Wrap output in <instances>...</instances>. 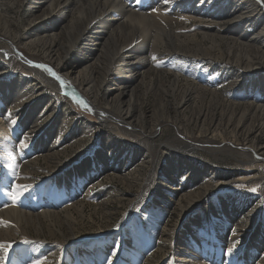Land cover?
I'll return each mask as SVG.
<instances>
[{"label": "rangeland", "instance_id": "rangeland-1", "mask_svg": "<svg viewBox=\"0 0 264 264\" xmlns=\"http://www.w3.org/2000/svg\"><path fill=\"white\" fill-rule=\"evenodd\" d=\"M50 1L0 0V13L4 14L8 7L7 15L0 18V25L5 27L7 24L19 44L12 49L0 31V91H4L1 86L6 84H11L10 90H15L16 83L17 90H24L18 105L10 106L0 101V110L6 116L4 121L14 126L10 133L16 135V139L18 136L23 138L24 132L31 129L23 123L24 117L18 118L20 112L26 111L36 117L30 132L37 138V144H32L33 150L30 146L21 149L23 154H29L24 156L31 177L25 185L30 189L21 196L26 202H18L27 207L28 196L40 195L39 205L59 196L44 209L58 212L55 219L49 221L40 215L7 232L14 245L9 256L23 257L32 253V261L27 258L25 264L36 261L43 264H108L111 259H118L116 264H143L144 259H147L146 264H183L180 260L191 259V255L184 256L191 251L185 253L180 249L184 248L182 244L192 230L196 239L190 247L194 250L192 255L197 253L196 261L200 259L197 250L205 246L217 251L215 257L218 258H207L217 264H264V248L253 250L258 256L250 263L240 255L244 247L257 244L261 235L259 241L264 247V155L256 156L257 159L253 156L264 145V119L259 116L264 107V10L260 15L252 11L253 4L259 10L264 9V5L258 0L168 1L167 13L172 20L166 23L167 29L164 26L155 29L160 31L162 28L171 36L161 34V43H151L152 56L156 60L151 56L146 65L140 66L143 60L132 59L128 67L133 71L129 73L114 52L117 35L114 30L119 25L115 18L111 28L101 30L100 38L94 43L91 44L93 37L89 34L97 32L98 28L93 31L89 27L84 34L87 41L82 43V65L68 59L67 55L65 57L62 48L70 41L67 29L78 23L77 8L81 4L72 0L63 8L64 0H52V5ZM126 1L128 4L133 2L134 6L137 4V0ZM196 2L198 6L193 7ZM234 2L239 9H248L250 13L235 20L216 13L219 9L230 13ZM183 3L191 8V12L201 6L203 12L210 8L211 15L200 14L198 19L180 21L174 15ZM153 6L155 3L151 7L138 8L149 12ZM52 8H61L60 20L50 24L51 32H45L43 26L50 25L39 26V19ZM31 21L37 25L28 28ZM260 30L263 31L259 34ZM242 44L257 49L263 56L250 53L246 56L247 51L240 48ZM41 47L43 52H50L46 56L60 59L59 70L45 56L37 55ZM19 52L26 62L30 60L33 65L51 67L59 75L68 68L74 69L79 77L69 81L64 92L83 101V96H87L88 101L84 102L88 107L78 105L64 92L60 94L44 83L34 81L29 71L19 64ZM117 68L122 75L115 77L113 73ZM128 75H135L133 82L123 81L122 78ZM123 86H128L125 95L113 100ZM85 90H89V94ZM109 104L120 106L129 114L128 119H112L117 110H111ZM200 111L209 116L196 117ZM107 113L110 118H105ZM220 113H225V120L230 119L231 113L237 119L244 117V123L239 127V132L244 130V134L226 133L225 141L220 143L216 133L222 135L224 127L212 128L217 119L214 117L213 120L212 115ZM113 120L117 124H113ZM112 124L130 132L131 136L118 134ZM12 144H16L15 139ZM113 144L115 155L111 154L112 150L107 151ZM39 145L40 149H37ZM51 145L53 148L48 151ZM223 146L228 147L226 151L230 153L220 152ZM3 148L0 141V151ZM247 156L253 157L254 162L244 161ZM2 161L0 197L7 198L5 205L10 207L8 192H16L11 185L20 173L15 170L18 176L12 174L11 181H7ZM106 161L107 168L99 165ZM122 162H125L124 169L118 167ZM74 172H78L79 177L78 181L71 180L75 191L80 189V183L85 185L83 174L96 173L94 181L87 183H90L87 185L90 192L86 198L81 193L77 196L70 190L71 186L54 180L61 173ZM247 177L248 181L239 183V178ZM179 183L182 184L175 191ZM145 188L149 191L143 202H136ZM68 191L69 195L72 191V198L68 197ZM64 208H68L67 212ZM36 209L38 212L41 208L36 205ZM226 210L242 230L237 235H230L236 245L230 255L227 249L232 246L223 247V236H219L224 230L232 233L234 229L220 217ZM219 220H222L221 224ZM249 228L251 231L244 234L243 230ZM71 237L73 240L67 241ZM115 246L122 249L117 257L112 255ZM76 256L80 257V262ZM125 257L130 258L129 261Z\"/></svg>", "mask_w": 264, "mask_h": 264}, {"label": "bare ground", "instance_id": "bare-ground-1", "mask_svg": "<svg viewBox=\"0 0 264 264\" xmlns=\"http://www.w3.org/2000/svg\"><path fill=\"white\" fill-rule=\"evenodd\" d=\"M47 1L49 2L50 0H46V2ZM77 1H79V4H81V7L77 8V10H78V23L72 24L71 27H68L67 30H69L68 35L70 38L69 45L67 43L68 46H66L62 49L64 50L65 57L67 55L68 59H71L74 62L79 63V65H82V63L84 61V59L82 58V55H81V53H82L81 49H82V45H83L82 43L87 41L84 39L83 36H84V34L87 33L89 27H92L91 29H93V31L98 28L97 32H95V33L91 32L89 34L91 37H93L91 39V44H92L95 41H97V39L100 38V31L101 30L105 31V30L111 28L112 20L114 18L117 20V23H119V25H117V28L114 30L115 33L117 34V35H115V39H114L115 40L114 52H115V55L118 56V61L124 62V65L127 66L126 72H129V73H132V71H133L131 68L128 67L131 64L132 59H141V60H143V64H141L140 66L146 65L147 60L150 61L151 56L153 55L152 54V48L150 47L152 45L151 43H153V42L154 43H158V42L161 43L162 37H163V36H161V34L166 36V37L171 36L167 32L165 33L163 31L164 29H162V28H160V31H157V30H159L158 26H162V27L164 26V28L167 29L166 23L170 22V20H172L169 13H167L169 11V4H164L163 0H160V2H156V0H137V2H136L137 4L135 6H134L133 2L128 4L126 0H77ZM168 1H170L172 3L175 0H168ZM71 2H72V0H64V2L62 3V7L63 8L67 7L68 5L71 4ZM50 3H51L50 5H52V0L50 1ZM154 3H155V6H153V7L158 9L157 12H153L152 10H150L149 12H145L142 8H138L139 6L147 7V6L154 4ZM196 3L197 4L194 5L193 7L198 6V2H196ZM260 4L264 5L263 3H260ZM12 6H13V4H12ZM187 6L188 5L186 3L181 4V6L179 5V9H182V10L177 9L178 10L177 15H174L180 21H182V20L187 21V20H190L191 18L193 20L195 18L198 19L197 17H199L200 14H210L211 15V13H210L211 10H209L210 8H208V10L205 9L203 12V10L200 11L202 8V6H201L200 8H194V10H196V11L193 10L191 12V8H189ZM259 6H261V5H259ZM252 7H253L252 11L258 12L259 15L263 13L264 9L259 10V8L255 4H253ZM50 8L51 7H49V9ZM230 8H231V10L229 11L230 13H225L224 10H222V9H219L218 11H216V13L220 12L224 18L230 17L232 20L240 19L241 17H243V15H247L250 13L248 9H239L236 6L235 2L233 4H231ZM6 9H7V11H5L4 14L0 13L1 19H3V17L5 15H7L8 7H6ZM60 11H61V8H59V10H53V8H52V10L47 15H45L39 19L40 22L38 25L39 26L42 24L43 25H46V24L52 25V23H54V21L56 19L60 20V16H59ZM190 12L193 15L190 14ZM185 13L187 15H182ZM181 18H183V19H181ZM1 19H0V23L2 22ZM47 22H49V24ZM3 23H4V21H3ZM6 25L7 24H5V27L3 24L0 25V31H1V34H3L4 39L9 41L11 43V48L13 47L12 49H14L15 48L14 45L18 46L19 44H18V41L17 42L15 41V38H14L13 34L11 33L12 31H10V29ZM35 25H37V24H33V22L31 21V24H29L27 26H28V28H33V26L35 27ZM51 25H50V27L49 26L48 27L43 26V28H44L43 30L45 32H49V31L51 32L52 31ZM95 25H97V27ZM250 26H252V25H250ZM151 28H154V31H150ZM37 29L38 28H36V30ZM262 29H264V28H262ZM261 31H263V30H260V32H258V33L260 34ZM171 33L172 32H170V34ZM259 34H256V35H259ZM39 44H43V42H39ZM79 45H81V47H79ZM40 46H42V45H40ZM129 46H131V48L127 49ZM240 48L244 51H247L246 56L249 53L251 55L254 54V55L263 56V54L261 52H259L257 49H256V51L252 50V48H248V45H246V44H242V46ZM39 50H38L39 52L38 51L36 52L37 55L41 54L42 56H45V58L48 60V62L53 64L58 69V66H59L58 62H60V59L57 57H54V56L53 57L46 56L50 52L48 50L43 52L42 47ZM125 50H127V51H125ZM18 55H19L18 59L20 62L19 64H21L24 67V69L29 71V73L34 78V81H37L39 83H44L46 86L50 87L51 89L57 90L60 94L65 93L64 91L67 90V87H65V89H64V86H67L69 81H71V80L76 81L79 77L78 75H76L74 73V71H73L74 69H72V68H70V69L68 68L66 72H62V75H59V73L56 71L57 75L65 81V84L62 85L63 86V88H62V86L58 85L56 83V81L53 80V79H55L54 77H52V78L49 77L50 75L44 69L37 68V67H36V69L33 68L31 66L33 64L29 63V62H31L30 60H28L26 62L24 60V58L22 57V54L20 52ZM242 57H244V56H242ZM242 57H241V59H242ZM113 61H114V59H112V62ZM113 67L116 68L117 66L113 65ZM113 75H115V77H116V75L121 76L122 72L120 71V69L117 68L116 72L113 73ZM124 78H122L124 82H128V81L133 82L135 75L134 76L128 75ZM209 79L210 78H208V80ZM10 85L11 84H6L4 86H1L4 88V91H0V101H2L4 103H8L10 106H15V105H18V101L20 100L21 97H23L24 90L22 88L17 90L18 83H16L15 90H13V89L10 90V88H9ZM121 85H122V83H121ZM125 87L127 88L128 86H125ZM125 87L124 86L122 87V90L119 92V94L117 96H115L113 98V100H115V98H120V97H123V95H125V90H126ZM61 88L64 90H62ZM97 90L98 89L95 87L94 93H96ZM52 91H54V90H52ZM88 91L89 90H85L86 93H88ZM61 92H64V93H61ZM68 96L70 99L73 100V98H72L73 95L68 94ZM83 99H84V101H88L87 96H83ZM109 106H110L109 108L111 110H113V109L117 110L116 111L117 114H116L115 118H112V119H114V120H120V119L125 120L126 118L128 119L129 114H127L125 110H122L120 108V106H118V105L113 106L111 104H109ZM223 111H224V109H223ZM110 114L113 115L112 111H110ZM4 115L5 114L2 113L0 110V141H1L2 146L4 147L0 151V162H1V159H3L2 163L5 165L4 168L7 171L6 176H5L7 181H11L10 176L12 174L13 175L15 174L16 176H18L15 173V170H18L19 173L21 174V175L19 174L18 178L16 176H14V177H16L17 180L14 181V184L11 185L12 187H15V190H16L17 184L25 185L28 182H30L29 179L31 177H29L30 174L28 171V164L29 163L26 160V157L24 156L26 154L27 155H29V154H28V152L26 154H23L21 152V149L24 150L25 148H27L29 146L31 148L32 144L33 145L37 144L36 143L37 138H35L34 135H32L33 133L30 132L34 128V125H32V124L36 120V117H34V118L31 117L26 111L20 112V114L18 115V118L24 117L25 121L23 123H26V125H28V128H31V129L29 132H24L26 129H20V131L24 132L23 138L18 136L16 139V137H15L16 135L13 136L10 133L11 128H13L14 126L12 124L6 123L4 121V117H6ZM207 116H209L207 114V112L202 113V111H200L196 117L207 118ZM229 116H230V119L225 120V113H222V114L220 113V115H218V116L212 115L213 120H215L214 117L217 118L215 120V123H213L214 126H213V124H211V126H213L212 128H218L220 126H223L225 129V131L222 135H220L219 133H216L217 138L220 139V143H223L225 141L223 136L226 133H236L237 134V132H238V133H242V135L244 134V132H243L244 130L239 132V127H241L243 125L245 118L240 117L237 119L235 117V114H233V113H231ZM259 116L264 119V107L261 108V114ZM50 117H52V115ZM105 118H110V115L107 113ZM118 118H120V119H118ZM114 120L112 123L117 124L116 122H114ZM235 120H237V121L235 122ZM108 121H110V120L108 119ZM113 127L115 129L114 131L118 132V134H123L125 137L128 134H130V136H131L130 132L128 133L127 131L121 129L120 127L117 128V126H115V125H113ZM14 139H15L16 144H12ZM16 141L17 142L19 141V144ZM231 143H232V141H231ZM22 144L26 145V147H22ZM113 147H114V144L112 146L108 147L109 149L107 151L112 150L111 154L115 155L116 152H114ZM52 148H53L52 145L48 146V149H49L48 151H51ZM227 148L228 147L223 146V151H220V152L230 153V152L226 151ZM16 149H18V150H16ZM37 149H40V145L38 146ZM32 150H33V147H32ZM262 154L264 155V145L261 148H259V151L258 152L256 151L253 156L254 157H256V156L262 157L261 156ZM118 156L119 155L117 154V157ZM257 157H256V159H257ZM101 158H102V156H101ZM262 159H264V157H262ZM101 161H103V160L101 159ZM244 161H246L247 163H253L254 162L253 157H251V156H247V158ZM122 163L123 164L121 166H118L120 169H124V167H125V162H122ZM99 165L100 166L104 165L106 168L109 166L108 161H106L104 164L102 162H100ZM115 166H113V167H115ZM110 167H111L110 170H112L113 169L112 166H110ZM76 174H78V172L65 173V174L61 173L57 176L55 175L56 177H54V180L57 181V183L60 182L67 187L71 186L70 190H72L76 195L77 194L79 195L81 193V194H83V197L86 198L90 192V187H88L90 185V183L89 184H87V183L94 181L96 173H94V174L92 173L90 175H88L86 173L83 174V177L86 180L85 185L80 183L81 184L80 189L75 191L72 189L73 188L72 185H74L72 183V181H74V180L78 181L79 177ZM23 177L25 180L22 181ZM238 181L240 184L244 183V182L248 181V177L247 178H239ZM182 183H179L178 187H176L174 190L178 191L179 186ZM174 186H177V185L175 184ZM78 187H79V185H78ZM220 188H222V186H220ZM85 189H86V191L84 194L83 191ZM72 191H71L70 195L68 194L70 191L67 192V195L70 198L73 197ZM148 191H149V188H145V190L142 191L141 196L138 197V200H136V202L137 201L143 202L145 195L148 194ZM151 191H153V188L151 189ZM205 191L206 190H204L202 192V194H204ZM12 192L13 191L8 192L9 197H12ZM199 195H201V194H199ZM21 196L15 203L13 202V200L11 198L10 207H9V205L8 206L5 205L6 203H8V202H6L7 198H5V200H4L2 197H0V207H2L0 209V245L8 246L7 255H5L4 248L0 247V264H25V262H27V260H25V259H27V258H30L31 260H29V259L28 260L32 261V258H31L32 253H26V254L24 253L25 255L23 257L22 256H16L15 258H11L9 256L10 251H11V249H13V246H14L11 243V240H10L11 237L9 236V233H7L11 228L14 229L15 226H19V225H22L23 223H28L29 221L36 220L40 215L43 216L44 219H47L49 221H51L52 219H55L58 215V212H55V210H53V209H50V210H44V209H46L48 206H51L54 199L58 198L59 196L58 197L53 196L51 199L46 200L47 201L46 203L44 202L43 204H40V205H39V198H41L40 195L28 196L27 198L30 200V202H28L29 206H27V207L24 206L23 204H21L20 202H18V201L26 202L24 200V198ZM178 198L181 199L182 197L180 196ZM36 205H37V208H41L38 212L36 211L37 210ZM23 207H25V208H23ZM43 207H45V208H43ZM42 208H43V210H42ZM67 210H68V208L63 209L64 212H67ZM227 211L228 210H226L224 213L220 214V217L221 218L223 217L222 219H224L223 221L225 223L229 222V224H231L234 229H233L232 233L229 230H224L220 233L221 235H219V236H223L222 240H221V245L223 247H225V246L229 247L230 245L232 246L234 240L232 241L231 239H234V238H231L230 235H235L237 232L242 231L240 229V227L237 226L238 224L233 222L232 215L230 213H227ZM218 216H219V213H218ZM233 216H235L234 213H233ZM221 221L222 220H219L218 223L221 224ZM229 227H230V225H229ZM243 231H244V234L245 233L248 234V232H250L251 229L249 228V229H245ZM189 232H190V237H187L186 241L183 242L184 245L182 244V246H184V248L181 247V249H180V251H184L185 253H186V251H188V252L191 251V253H192V251H194V250H192L193 248H191L190 246H191L193 240L196 239V237H195L196 234L193 233L192 230ZM12 236H15V235H12ZM191 237H192V239H191ZM261 237H262V235L258 238L257 244H254V245L250 244L249 247H244V249L241 251V254H240L242 256L243 260H246V262L250 263V262L254 261V258H257L258 255H254L253 250L255 248H256V250H257V248L258 249L264 248L262 246V243L259 241V240H261ZM73 238L74 237H71L67 241L73 240ZM109 243H113V241H110ZM95 248L98 249V246L95 245ZM121 250H122L121 247L115 246V249L112 251L113 252L112 255L115 257L119 256V253ZM197 252H198L199 257H200V259L198 261H196L194 259L195 256H197L196 252H194L196 254H193V255L191 253H189V255H187V253L184 254V256L187 258H188V256L191 255V259L188 258L189 260L183 259L180 261L183 264H209V263L217 264L216 261H210L209 260V259L214 260V259L218 258V257H215V253L217 251L214 248L208 249V247L201 246V248L199 247ZM218 253H220V252H218ZM258 254H259V252H258ZM21 255H23V253H21ZM142 257H143V255H142ZM208 257H209V259H207ZM125 258H127L128 261L130 259V258L128 259V257H125ZM68 259L70 260V258H68ZM73 259H74V256H73ZM75 259L78 262H80L79 256H76ZM144 260L145 261L143 264H146L147 259H144ZM110 262H111V264H116L117 261L115 259H111ZM107 263L109 264V262H107ZM94 264H98V262H95ZM223 264H225V263H223Z\"/></svg>", "mask_w": 264, "mask_h": 264}, {"label": "snow or ice", "instance_id": "snow-or-ice-1", "mask_svg": "<svg viewBox=\"0 0 264 264\" xmlns=\"http://www.w3.org/2000/svg\"><path fill=\"white\" fill-rule=\"evenodd\" d=\"M156 2H160V0H156ZM258 2L259 3H264V0H258ZM163 3H165V4L168 3V0H163ZM149 7H151V5H149ZM151 10L153 12H157L158 11V9H156L154 7H152ZM181 19H183V18H181ZM152 59L156 60L157 58L155 56H153ZM29 63L32 64V62H29ZM32 66L44 69L50 76L54 77L57 81H59V83L61 85L65 84V81L61 77H59L57 75V73L55 71H53V69L51 67H46L45 65H32ZM156 66L159 67L160 65L157 64ZM65 95H68V93H65ZM72 98L78 105H83L85 108L88 107V105L82 99H79L74 94H73ZM12 123L15 124L16 121H12ZM22 147H26V145L22 144ZM16 189H17V191L15 193H13L12 197H11L14 203L20 198V196L23 194L24 191H28L30 189V186L29 185L17 184L16 185ZM252 191H255V189H252ZM0 247L4 248L5 255H7L8 246L0 245ZM235 247H236V245L233 244L232 247H229L227 249V253L229 255L232 254V252L234 251ZM35 264H43V262L42 261H36ZM109 264H111V262H109Z\"/></svg>", "mask_w": 264, "mask_h": 264}]
</instances>
